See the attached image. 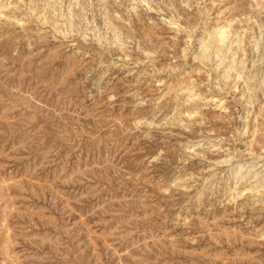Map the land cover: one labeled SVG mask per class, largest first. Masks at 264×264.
I'll list each match as a JSON object with an SVG mask.
<instances>
[{"label": "rangeland", "instance_id": "rangeland-1", "mask_svg": "<svg viewBox=\"0 0 264 264\" xmlns=\"http://www.w3.org/2000/svg\"><path fill=\"white\" fill-rule=\"evenodd\" d=\"M0 264H264V0H0Z\"/></svg>", "mask_w": 264, "mask_h": 264}]
</instances>
